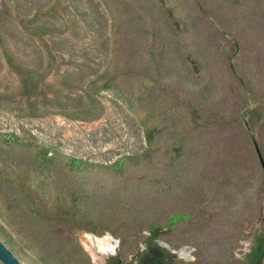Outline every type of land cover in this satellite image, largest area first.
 Returning <instances> with one entry per match:
<instances>
[{
    "label": "rangeland",
    "instance_id": "1",
    "mask_svg": "<svg viewBox=\"0 0 264 264\" xmlns=\"http://www.w3.org/2000/svg\"><path fill=\"white\" fill-rule=\"evenodd\" d=\"M7 52L51 86L23 95ZM256 144L264 0H0V219L28 264L131 262L155 228L173 264H247Z\"/></svg>",
    "mask_w": 264,
    "mask_h": 264
},
{
    "label": "trees",
    "instance_id": "2",
    "mask_svg": "<svg viewBox=\"0 0 264 264\" xmlns=\"http://www.w3.org/2000/svg\"><path fill=\"white\" fill-rule=\"evenodd\" d=\"M44 26L40 25L38 27L44 28ZM6 57L11 68L19 76L22 94L27 98H30L32 94L37 93L43 87L51 86L50 83L42 81V72L40 70L22 64L8 52ZM158 235L159 228H155L150 232L145 239V248L137 253L133 261L124 262L119 255H116L109 259L108 264H173L175 254L157 242ZM263 250L264 228L254 238L253 245L245 258L247 264H256Z\"/></svg>",
    "mask_w": 264,
    "mask_h": 264
},
{
    "label": "water",
    "instance_id": "3",
    "mask_svg": "<svg viewBox=\"0 0 264 264\" xmlns=\"http://www.w3.org/2000/svg\"><path fill=\"white\" fill-rule=\"evenodd\" d=\"M256 150L264 168V159L256 144ZM264 250L256 264H261ZM0 261L3 264H28V253L0 219Z\"/></svg>",
    "mask_w": 264,
    "mask_h": 264
},
{
    "label": "bare ground",
    "instance_id": "4",
    "mask_svg": "<svg viewBox=\"0 0 264 264\" xmlns=\"http://www.w3.org/2000/svg\"><path fill=\"white\" fill-rule=\"evenodd\" d=\"M110 241H111L110 238H106L103 243H109ZM103 247H104L103 248L104 251H106V249L109 248L108 246H103Z\"/></svg>",
    "mask_w": 264,
    "mask_h": 264
},
{
    "label": "flooded vegetation",
    "instance_id": "5",
    "mask_svg": "<svg viewBox=\"0 0 264 264\" xmlns=\"http://www.w3.org/2000/svg\"><path fill=\"white\" fill-rule=\"evenodd\" d=\"M113 256H116V255H112L111 257H113ZM111 257H109V258L107 259V261H106L105 264H108V261H109V259H110Z\"/></svg>",
    "mask_w": 264,
    "mask_h": 264
}]
</instances>
